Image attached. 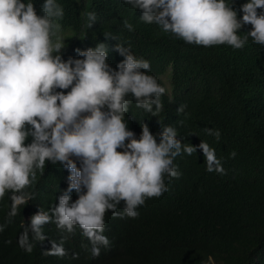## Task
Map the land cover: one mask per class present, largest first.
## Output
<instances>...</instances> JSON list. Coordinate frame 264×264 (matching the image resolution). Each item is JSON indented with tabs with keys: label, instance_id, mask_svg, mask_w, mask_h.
<instances>
[{
	"label": "clouds",
	"instance_id": "clouds-1",
	"mask_svg": "<svg viewBox=\"0 0 264 264\" xmlns=\"http://www.w3.org/2000/svg\"><path fill=\"white\" fill-rule=\"evenodd\" d=\"M123 2L141 10V21L189 44L239 49L251 38L264 45V0H244L239 8L233 6L235 0ZM64 15L60 0H43L39 11L36 0H0V201L7 194L10 205L0 233L20 212L23 228L17 243L26 252L47 238L44 226L54 224L59 240L51 239L45 254L67 256L66 241L79 231L85 238L82 246L97 257L102 246H111L107 218H135L149 198L168 191L165 181L182 175L175 163L178 155H191L199 148L206 171L225 174L227 169L206 140L199 145L182 143L171 124L153 133L142 122L137 138L125 118L130 104L134 101L149 113L158 111L167 91L147 71L151 61L122 42L114 45L123 57L115 67L109 63L105 42L76 48L78 56L64 59ZM86 15L92 25L96 12ZM124 24L130 31L135 28L127 20ZM245 25L251 27L242 35ZM105 37L116 40L110 33ZM185 108L180 104L177 111ZM205 131L216 139L221 136L218 128ZM46 162L65 168L68 182L58 203L47 209L28 204Z\"/></svg>",
	"mask_w": 264,
	"mask_h": 264
},
{
	"label": "trees",
	"instance_id": "trees-1",
	"mask_svg": "<svg viewBox=\"0 0 264 264\" xmlns=\"http://www.w3.org/2000/svg\"><path fill=\"white\" fill-rule=\"evenodd\" d=\"M42 2L36 0L38 11ZM60 2L65 9L61 23L67 33L64 59L78 56L76 48L105 42L109 63L115 67L123 57L114 45L122 42L151 61L147 71L165 88L161 77L167 74L170 94L168 90L162 94L160 110L146 112L134 101L129 106L125 118L129 128L138 132L137 138L142 122L153 133L171 124L182 143L199 145L206 140L227 172L206 171L199 148L191 155L181 153L175 163L182 175L165 181L168 191L149 198L135 218H107L111 246H102L97 257L82 246L85 238L79 231L66 241L67 256L45 254L51 248L50 240H59L54 224L45 225L47 238L26 252L17 243L23 228L19 212L0 233V264H264V45L251 38L239 49L226 44H189L162 32L156 24L141 21V10L123 0ZM243 2L235 0L233 6L239 8ZM92 10L97 17L89 25L86 13ZM126 20L135 26L133 31L125 27ZM250 27L245 25L241 34ZM106 33L116 40L105 37ZM180 104H186L183 112L177 111ZM206 127L220 129V138L208 134ZM232 150L235 157L230 156ZM64 172L58 163L46 162L32 189L36 195L28 204L47 209L58 203L68 183ZM74 195L73 190V199ZM9 206L6 194L0 201V223L9 219ZM72 252L80 255L73 258Z\"/></svg>",
	"mask_w": 264,
	"mask_h": 264
},
{
	"label": "rangeland",
	"instance_id": "rangeland-1",
	"mask_svg": "<svg viewBox=\"0 0 264 264\" xmlns=\"http://www.w3.org/2000/svg\"><path fill=\"white\" fill-rule=\"evenodd\" d=\"M161 78H162V80H163V82H164V84H165V86H166L168 92H170V83H169V79H168L167 74L164 75V76L161 77Z\"/></svg>",
	"mask_w": 264,
	"mask_h": 264
},
{
	"label": "bare ground",
	"instance_id": "bare-ground-1",
	"mask_svg": "<svg viewBox=\"0 0 264 264\" xmlns=\"http://www.w3.org/2000/svg\"><path fill=\"white\" fill-rule=\"evenodd\" d=\"M167 35V34H166ZM147 46V45H146ZM155 46V45H154ZM156 53V52H155ZM244 73V72H243ZM249 75V74H248ZM242 76H244L243 74H242ZM262 93V92H261ZM217 111V110H216ZM211 112V111H210ZM204 114H206V113H204ZM200 124H201V122H200ZM202 125V124H201ZM254 138V137H253ZM261 138V137H260ZM251 141V140H250ZM251 159V158H250ZM248 161H249V159H248Z\"/></svg>",
	"mask_w": 264,
	"mask_h": 264
}]
</instances>
